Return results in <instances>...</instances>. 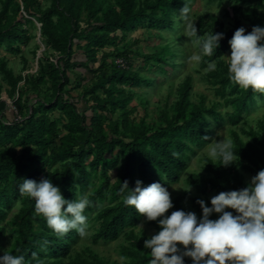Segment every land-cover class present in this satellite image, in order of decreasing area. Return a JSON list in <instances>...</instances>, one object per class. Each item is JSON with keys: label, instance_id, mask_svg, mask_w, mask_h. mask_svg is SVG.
Wrapping results in <instances>:
<instances>
[{"label": "trees", "instance_id": "1", "mask_svg": "<svg viewBox=\"0 0 264 264\" xmlns=\"http://www.w3.org/2000/svg\"><path fill=\"white\" fill-rule=\"evenodd\" d=\"M193 2L0 0V50L20 55L24 63L23 72L16 74L8 59L0 57V76L7 85L0 83V256L8 251L23 255L25 264H68L81 239L75 231L63 237L53 233L35 214L34 200L20 193L23 179H50L68 201L86 194L93 243L109 244L123 237L119 255L126 257L125 264H149L150 250L144 248L149 237L137 227L144 217L123 204L121 183L127 181L130 190L137 180L143 186L158 182L170 189L189 172L199 150L211 145L219 136L217 130L224 128L239 159L223 167L219 160L205 158L201 172L184 180L202 195L190 199L191 208L176 198L172 211H191L199 218L197 200L210 206L208 191L217 195L242 189L249 183L247 176L264 169V119L257 128L248 121L264 93L230 81L223 59L231 52L228 41L238 28L247 34L254 26L264 27V0H208L220 6L232 2V12H225L229 23L205 12L195 25L198 36L206 33V20L214 34L223 33L216 52L204 55L200 65L207 70L204 80L217 101L207 106L203 96L194 104L193 79L188 77L176 91L177 101L171 104L168 99L156 120L148 122L147 114L138 115V107L149 104L147 95L160 88L157 78L143 71L155 67L151 74H160L165 81L184 67L176 62L187 52L176 27L182 28L189 18ZM141 27L162 42L149 54L132 50L138 42L127 41L128 34ZM32 42L40 43L27 51L37 61L35 73H30L23 49ZM42 44L44 51L37 59ZM135 58L142 62L134 64ZM213 61L215 68H209ZM4 91L13 101L11 110L1 100ZM136 100L138 105L131 106ZM111 172H116L115 181ZM91 254L90 260L77 256L72 264H118ZM184 264H192L191 258L185 257Z\"/></svg>", "mask_w": 264, "mask_h": 264}, {"label": "clouds", "instance_id": "2", "mask_svg": "<svg viewBox=\"0 0 264 264\" xmlns=\"http://www.w3.org/2000/svg\"><path fill=\"white\" fill-rule=\"evenodd\" d=\"M192 34H197L194 25ZM222 39L223 33L197 35L195 43L200 54L190 59L200 60L201 54L212 56ZM228 43L231 52L224 57L229 80L244 89L264 93V27L254 26L247 34L240 27ZM209 68H215L214 61ZM208 155L219 160L223 167L232 166L239 159L232 141L227 139L214 140ZM19 191L34 200L35 214L42 216L58 237L71 231L81 237L87 235L85 210L90 201L86 194L68 201L50 179L39 182L23 179ZM119 191L125 206L133 207L147 221L158 223L160 231L144 240V248L150 250L149 264H184L185 257L191 258L192 264H264V169L244 188L213 196L210 206L204 200H197L202 211L199 218L194 212L184 210L165 215L173 203L170 192L161 183L143 186L137 180L130 190L124 181ZM214 214L217 218L211 219ZM33 258L37 259L35 253ZM119 259L123 264L126 257ZM0 264H25V257L5 251Z\"/></svg>", "mask_w": 264, "mask_h": 264}, {"label": "rangeland", "instance_id": "3", "mask_svg": "<svg viewBox=\"0 0 264 264\" xmlns=\"http://www.w3.org/2000/svg\"><path fill=\"white\" fill-rule=\"evenodd\" d=\"M232 2H225L222 6L219 5L218 2H213L212 4L208 3V0H194L190 7V13L189 18L182 24V28L176 27V32L179 34H183L185 38V51L186 52V58H179L176 60L178 64L184 63V67H182L179 71V73L176 75L175 78L170 80H165L164 77L160 74H151V72H155V67H149L146 68L143 71L144 75H149L152 78H157V81L159 83L160 88H156L153 91H151L146 99L149 101V104L145 107L139 106L138 107V115L140 117H143L145 114H147V121L151 122L156 120V113L163 110L167 105V100H170V103H174L177 101L178 96L176 95V91L178 87L186 81L188 77H191L193 79L192 83V97L191 101L194 104H197L201 102V97H205V104L207 106L210 105L211 101H217L218 99L215 96L214 90L211 89V86L206 83L204 80V76L207 73V70H201V62L203 60V56L201 54L200 60H192L190 57L200 54V48L199 45L195 43L197 34H192V26L196 25V23L199 20V17H202L205 12H210L211 14L215 15L221 22H225L226 24L229 23V19L226 17L225 12L229 10L232 12L233 5ZM205 29L206 33L201 35L200 37H206L209 33H214L212 31V26L210 25V22L208 20L205 21ZM157 31H154L153 33H156ZM164 36L167 35V33L163 34ZM127 41H129L132 44H135L138 42L137 48L133 47L132 50H140L142 53L149 54L152 51V48L155 46L160 45L162 42L151 35V32L147 27H141L137 31L131 32L128 34ZM137 41V42H136ZM40 44L39 42H37ZM36 42H32L27 48L23 47L25 50V56L29 59V67L31 68L30 73H35L38 70V64L37 61L33 60L32 55L29 54L27 51H30L32 48H34L37 45ZM42 50L44 49V45L41 46ZM230 53L226 56H229ZM0 57H6L9 61V67L13 68L15 70L16 74L23 72L24 63L22 61V58L20 55H10L7 50L1 49L0 50ZM135 58L133 60L134 64H138L139 62H142L140 60H136ZM226 61V58H223ZM170 70V68H169ZM142 71V70H141ZM27 74V73H26ZM0 83L4 85L5 88H7V85L3 83L2 77L0 76ZM78 91L74 92L76 95ZM2 102L6 104L7 109L11 110L13 109L12 103L13 101L9 99L5 91L2 93ZM138 105V100L134 101L131 106ZM8 110V111H9ZM264 119V101L259 102L256 110L252 111L248 121L251 126L254 128H257L259 121ZM158 125H162L161 123H158ZM219 136L216 140L221 139H227L230 140L229 133L227 130L220 129L217 130ZM210 151V145L206 146L202 150H199L198 155L195 156L189 165V172H187L183 177L182 181L180 183L174 184L173 186L168 189L170 192V197L172 202L178 198H183V204L185 207H190V199L196 196H201L202 194L200 191L192 190L190 189L184 182V180L190 175L192 172H201L202 167L204 166V160L205 158L209 157L208 152ZM112 180L115 181L116 179V172H111ZM251 176H247V181L250 182ZM190 190V191H189ZM215 196L214 193H211V191L207 192L206 199L210 201V199ZM191 208V207H190ZM16 211V209H15ZM195 211V209H193ZM226 211H232L231 209H226ZM172 212V209H169L165 215H170ZM12 215H10L11 217ZM160 218H157L159 220ZM154 223V224H153ZM157 221H147L145 218H143L142 222L140 223V226H142V229L139 228V230L143 231L149 238L151 236L155 235L157 233L156 225ZM89 224V230L86 236L81 237L78 244L74 247L72 252V259L67 260L66 262L68 264H72L73 261H76L77 256H80L83 260H90L91 259V252L96 253L102 260L108 261V262H117L118 264H121L120 261V247L122 244H124V238H120L117 242L114 243H93V235L95 234V229L92 226L93 224ZM99 225L96 224V227ZM95 227V228H96ZM6 240V241H5ZM4 242L6 243V246L8 240L5 239ZM127 261L125 260L123 264H125Z\"/></svg>", "mask_w": 264, "mask_h": 264}, {"label": "built area", "instance_id": "4", "mask_svg": "<svg viewBox=\"0 0 264 264\" xmlns=\"http://www.w3.org/2000/svg\"><path fill=\"white\" fill-rule=\"evenodd\" d=\"M117 64H119L121 67H123V68H126L127 67V63L126 62H124L123 60H118L117 61Z\"/></svg>", "mask_w": 264, "mask_h": 264}, {"label": "water", "instance_id": "5", "mask_svg": "<svg viewBox=\"0 0 264 264\" xmlns=\"http://www.w3.org/2000/svg\"><path fill=\"white\" fill-rule=\"evenodd\" d=\"M37 26L39 27V34H38V39H39L40 36H41V32H40L41 26H40V24H37ZM39 42H40V39H39ZM42 51H44V49L40 51V53L38 54L37 59L41 56V52H42Z\"/></svg>", "mask_w": 264, "mask_h": 264}]
</instances>
